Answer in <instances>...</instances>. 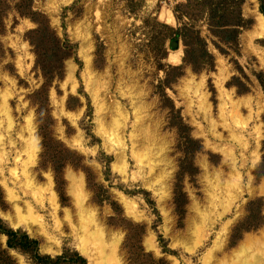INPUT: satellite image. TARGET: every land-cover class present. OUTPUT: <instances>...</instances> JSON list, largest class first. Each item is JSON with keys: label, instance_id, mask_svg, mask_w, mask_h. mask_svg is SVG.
I'll return each mask as SVG.
<instances>
[{"label": "rangeland", "instance_id": "obj_1", "mask_svg": "<svg viewBox=\"0 0 264 264\" xmlns=\"http://www.w3.org/2000/svg\"><path fill=\"white\" fill-rule=\"evenodd\" d=\"M186 2L33 0L35 20L0 0V219L41 256H83L75 234L50 230V192H33L51 179L60 218L76 216L72 176L122 237L125 264H264V0L228 4L244 19L235 37L211 33L196 0L183 22L206 40L205 66L199 48L185 62L181 40L169 61L165 26H182ZM0 244L15 264H37L6 235Z\"/></svg>", "mask_w": 264, "mask_h": 264}, {"label": "trees", "instance_id": "obj_2", "mask_svg": "<svg viewBox=\"0 0 264 264\" xmlns=\"http://www.w3.org/2000/svg\"><path fill=\"white\" fill-rule=\"evenodd\" d=\"M33 0H18L17 7H19L21 14L23 16H30L32 19L40 16L38 13L33 11L32 7ZM198 3L201 0H197ZM213 0H207V14L209 17L208 27L210 32L227 34V35H238V30L243 27L244 19L240 13L239 7L238 12L233 11L231 5L232 2L238 1L239 4H242V0H219L217 6H214L212 3ZM196 0H187L185 4L179 5L178 10H181V14L177 13L175 10L176 19L179 24L182 26L178 29L165 26L170 32L169 39L173 41H182L185 47V56L184 60L187 62V59L192 61L191 57H194L196 49L201 53V57L204 62H211L212 55L208 52L207 42L201 36V31L196 29L195 24L183 22V18L190 16L189 12L195 7ZM197 3V5H198ZM236 5V4H235ZM261 11L264 13V4L261 5ZM1 13V11H0ZM179 14V15H178ZM1 18V17H0ZM36 20V19H35ZM37 22V21H36ZM39 28L33 32L34 34H40L42 32V22H38ZM218 31V32H217ZM199 43V44H195ZM191 58V59H190ZM199 63V64H202ZM206 63H204V66ZM172 70L181 72V67L170 66ZM203 69V68H202ZM181 75V74H179ZM0 234H4L8 237V248L10 249H19L20 251L31 255L37 264H87V260L79 255L78 253L65 252L62 256L52 258L50 256H41L38 252L39 242L38 240L32 239L26 232L22 230L14 231L5 227L0 219ZM67 262V263H66ZM0 264H15L11 257L3 250L0 244Z\"/></svg>", "mask_w": 264, "mask_h": 264}, {"label": "bare ground", "instance_id": "obj_3", "mask_svg": "<svg viewBox=\"0 0 264 264\" xmlns=\"http://www.w3.org/2000/svg\"><path fill=\"white\" fill-rule=\"evenodd\" d=\"M161 17L167 23H172L174 21V18L170 13H162ZM255 18L257 19L258 24L259 23L261 24V22L264 21L261 14L257 12H255ZM180 60H181L180 51L172 52L169 55V61L171 63H178ZM140 120L142 121L141 118ZM9 123L11 127L12 122ZM141 124L144 123L141 122ZM150 138H152V136H150ZM144 140L147 141L145 138ZM151 142L152 139L151 141H149V143ZM27 148L28 151L26 153H28L27 154L28 160L25 162L24 173L26 176L25 179L27 180V184H26L27 187L32 188L34 182L29 172V165L31 164L34 165V161L36 160L37 157L38 147L36 141L32 140L31 144L28 145ZM71 180H72V186H71L72 194H74L75 197L74 204L77 210L76 216L71 214L70 211L65 210L64 218L63 219L60 218L61 209L60 206L58 205L56 195L53 192H51L52 191L51 179H49L48 186L47 188H45V190L37 187H35L33 190L36 196L42 195V193L46 190L50 192L51 195L50 201L54 208L53 213L51 215L53 219L52 226L54 229L50 228V230H54V232H57V230L64 231L65 229H68L71 233L75 234V237L77 238L80 244V252L83 256L87 258L88 264H125L122 257V253L120 251L122 237L113 234L111 231H107V229L103 226V223L100 222L99 218L90 209L87 203V196L85 194L83 182L73 181L72 176H71ZM24 219L27 220L29 223H35V224L38 223L39 221L38 220L39 217H35L33 215L29 216V219L28 218H24ZM258 262H256L255 264H258ZM249 264H254V263H249Z\"/></svg>", "mask_w": 264, "mask_h": 264}, {"label": "water", "instance_id": "obj_4", "mask_svg": "<svg viewBox=\"0 0 264 264\" xmlns=\"http://www.w3.org/2000/svg\"><path fill=\"white\" fill-rule=\"evenodd\" d=\"M179 47H180V42L179 41H173L172 42L173 51H178Z\"/></svg>", "mask_w": 264, "mask_h": 264}]
</instances>
